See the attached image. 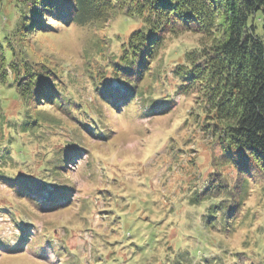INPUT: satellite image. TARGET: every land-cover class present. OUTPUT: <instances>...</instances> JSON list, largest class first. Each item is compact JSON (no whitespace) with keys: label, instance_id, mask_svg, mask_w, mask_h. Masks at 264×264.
Listing matches in <instances>:
<instances>
[{"label":"rangeland","instance_id":"rangeland-1","mask_svg":"<svg viewBox=\"0 0 264 264\" xmlns=\"http://www.w3.org/2000/svg\"><path fill=\"white\" fill-rule=\"evenodd\" d=\"M17 18L2 0L0 31L11 33ZM138 25L118 12L96 28L59 26L28 37L24 46L12 36L16 52L31 47V58L56 67L62 107L26 102L7 83L10 65L3 71L0 64V151L13 138L10 128L21 130L4 151L13 159L2 160L0 174L47 177L73 189L67 204L47 210L40 199L19 196L0 175V264H264V175H241L220 155L215 136L204 129L200 97L178 89L173 74L186 51L209 39L190 32L167 36L131 107L122 109L120 90L111 96L117 112L95 99L113 82V59ZM4 52L0 48V59ZM150 97L172 99L171 109L144 115L148 107L141 104ZM24 105L49 118L25 128ZM68 106L73 113L65 112ZM85 118H100L96 127L106 137L89 130ZM55 152L71 157L57 167L63 175L45 165ZM237 178L248 185L242 189ZM207 180L202 193L199 184Z\"/></svg>","mask_w":264,"mask_h":264},{"label":"trees","instance_id":"trees-1","mask_svg":"<svg viewBox=\"0 0 264 264\" xmlns=\"http://www.w3.org/2000/svg\"><path fill=\"white\" fill-rule=\"evenodd\" d=\"M8 1L17 10L18 18L11 33L0 31V48L5 51L1 53L0 64L3 71L10 65L12 77H6L8 85H13L26 102L32 100L36 108L39 106L35 103L62 107L60 98L63 92L56 89L61 77L50 63L31 58V47L28 52L26 48L16 52L12 36L14 39L17 36V42L24 46L28 37L47 35L59 26L63 29L72 25L96 28L118 12L138 21L139 25L122 41L120 54L113 59V82L95 95V99L105 102V109L112 108L116 112V101L113 103L111 98L120 90V102H126L122 109L133 105L130 101L141 93L138 83L152 72V64L167 36L185 32L205 36L210 43L186 51L183 60L174 64L173 74L180 81L178 89H189L200 97L202 104L199 110L204 118V129H209L215 136L220 155L231 158L234 170L250 177L256 170L264 175V0ZM172 103V99L150 97L141 104L145 109L148 107L141 113L147 115L150 110L166 113ZM23 108L20 124L23 122L25 128L49 118L45 114L31 113L26 105ZM70 108L65 107V112L73 113L74 109ZM92 108L97 109V105L93 104ZM40 115L45 116L42 118ZM31 117H34L33 121H29ZM87 120L85 118L89 130L95 129L94 134L106 137L96 127L100 118L99 122L93 118ZM10 129L11 142L15 139L13 133L17 132L21 137L18 127ZM73 132L80 134L77 127ZM7 140V148L0 151V163L4 161V164L13 159L11 152H4L12 145L9 137ZM74 141V144L80 143ZM55 153L56 158L46 160L45 165L52 174L63 175L64 172L57 167L71 157H64L65 152ZM1 173L3 177L6 175ZM6 179L19 196L40 199L41 208L47 210L63 206L71 199L73 186L70 183L56 184L47 177L34 180L6 175ZM237 180L236 183L240 184ZM207 182L199 184L202 193L208 191ZM247 185L241 183L239 187L244 189Z\"/></svg>","mask_w":264,"mask_h":264}]
</instances>
